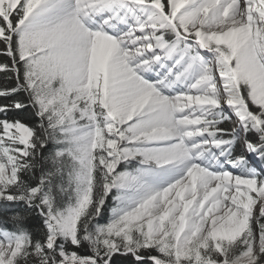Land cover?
I'll return each instance as SVG.
<instances>
[{
  "label": "snow or ice",
  "instance_id": "obj_1",
  "mask_svg": "<svg viewBox=\"0 0 264 264\" xmlns=\"http://www.w3.org/2000/svg\"><path fill=\"white\" fill-rule=\"evenodd\" d=\"M0 264H264V0H0Z\"/></svg>",
  "mask_w": 264,
  "mask_h": 264
},
{
  "label": "trees",
  "instance_id": "obj_2",
  "mask_svg": "<svg viewBox=\"0 0 264 264\" xmlns=\"http://www.w3.org/2000/svg\"><path fill=\"white\" fill-rule=\"evenodd\" d=\"M0 75H2V74H0ZM0 83H3V81H2V80H0Z\"/></svg>",
  "mask_w": 264,
  "mask_h": 264
}]
</instances>
